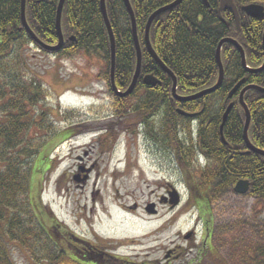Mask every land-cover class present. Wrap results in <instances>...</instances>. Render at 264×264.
Here are the masks:
<instances>
[{"label": "trees", "instance_id": "1", "mask_svg": "<svg viewBox=\"0 0 264 264\" xmlns=\"http://www.w3.org/2000/svg\"><path fill=\"white\" fill-rule=\"evenodd\" d=\"M99 1H64L61 13L64 44L59 51L50 53L36 44L23 28L20 0H0V264H12L9 246L28 253L36 263L47 260L57 264L62 256L56 246L57 220L43 204V181L40 179L51 168L50 154L60 144L92 129L105 131L100 145L110 150L118 135L126 130L124 117L137 116L145 126L147 137L175 152L177 163L182 164L186 157L180 158L179 143L175 140V145H170L163 136L173 133L176 139L177 125H185L174 112L175 108L189 112L203 109L199 116L203 119L199 122L200 125L208 124L206 140L203 141L206 146H202L208 165L203 177L197 180L196 189L187 184L189 189L208 190L210 202L230 191L238 180L245 179L251 183L250 195L264 200V157L252 152L244 153L247 151L242 134L245 113L237 97L232 99V108L223 128L227 145L222 144L218 133L222 115L231 102L227 99L228 93L241 80L244 86L264 88V68L248 72L241 65L236 47L232 43H224L220 51L223 80L218 89L189 103L172 100L171 78L147 52L144 30L148 18L155 11L175 0H129L141 49V70L131 95L116 97L109 81L110 49ZM58 2L26 0V22L47 46L57 43L55 17ZM233 2L239 9L252 0ZM260 4L264 6V1L261 0ZM218 5L219 0H184L158 15L150 26L151 46L158 59L176 77L178 96H190L214 86L219 75L216 49L223 39H232L241 46L249 70L258 69L264 62V19L249 18L239 10L237 30L233 15L229 11L218 14ZM105 8L114 35V83L118 90L125 91L136 63L131 24L123 0H105ZM30 45L42 54L60 58L99 53L106 60L107 70L97 79L104 81L115 121L98 128L77 122L56 132L51 122L53 113L64 117L68 113L58 104L47 107L49 90L36 78H26L22 73L24 55ZM149 74L159 81L154 87L145 86L142 82L143 77ZM243 100L250 114L248 140L255 148L264 151V93L250 90ZM163 108L170 113L168 119H159L164 117ZM157 124H161L160 127L156 128ZM51 136L54 139L49 142ZM182 175L187 183L186 168ZM197 202H201L199 198ZM258 254L260 257L255 264H264V250H258ZM122 260L115 261L125 264Z\"/></svg>", "mask_w": 264, "mask_h": 264}, {"label": "rangeland", "instance_id": "2", "mask_svg": "<svg viewBox=\"0 0 264 264\" xmlns=\"http://www.w3.org/2000/svg\"><path fill=\"white\" fill-rule=\"evenodd\" d=\"M28 49L22 73L26 78H36L49 90L47 107L60 103L68 113L66 117L53 113L51 122L56 132L77 122L98 128L115 121L107 88L96 77L107 70L106 60L99 53L90 59L75 56L83 67L77 68L72 61L58 64L53 56L40 54L33 47ZM71 67L75 71L71 72ZM85 67L93 76L84 83ZM79 83L82 88L74 89ZM91 91L94 98L78 96ZM131 123L130 117L123 120L126 130L110 150L100 145L105 131L92 129L52 151L51 168L40 178L42 201L60 225L73 237L97 242L100 249L104 247L128 264H255L260 257L258 250H264V200L228 192L210 201L214 205L213 247L207 239L203 248L208 257L200 261L197 253L204 232L199 215L191 208L192 201L187 200L185 178L171 152L147 137L144 124ZM53 139L51 136L49 142ZM170 187L181 198L178 208L172 211L159 205V198ZM150 204H154L156 215L146 211ZM187 232L194 235L185 239ZM57 237L59 243L61 236ZM169 250L175 251L171 257ZM9 256L12 264H46L36 263L16 246H9Z\"/></svg>", "mask_w": 264, "mask_h": 264}, {"label": "water", "instance_id": "3", "mask_svg": "<svg viewBox=\"0 0 264 264\" xmlns=\"http://www.w3.org/2000/svg\"><path fill=\"white\" fill-rule=\"evenodd\" d=\"M65 0H59L58 5H57V10H56V18H55V27H56V32H57V37H58V44L56 46H47L45 44H43L41 41H39L36 36L32 33V31L29 29L26 20H25V0H20V20H21V24L23 26V28L25 29V31L27 32V34L34 40L35 43H37L39 46H41L44 50L46 51H50V52H56L60 49L62 43H63V36L61 33V29H60V23H61V13H62V8H63V4H64ZM184 0H175L173 3H171L170 5H167L165 7H162L160 9H158L157 11H155L147 20L146 25H145V30H144V42H145V46L146 49L150 55V57L159 65V67L171 78L172 81V87H171V95H172V99L176 102H190V101H194L197 100L199 98H202L203 96H206L208 94H211L213 92H215L218 87L220 86L222 80H223V67L220 61V50L221 47L224 43H232L237 51L239 52L240 55V60H241V65L242 67L247 70L248 72H258L259 70L264 68V63L263 66L257 70H249L246 67V63H245V55H244V51L243 49L232 39H224L221 40L217 46L216 49V62L219 68V76H218V80L216 82V84L209 88V89H205L203 91H200L197 94H194L192 96L189 97H180L176 94V77L174 76V74L158 59L157 55L155 54L154 50L152 49L150 40H149V30H150V26L153 22V20L160 14L168 11L169 9H172L176 6H178L179 4H181ZM100 4V11H101V15L103 18V22H104V26L107 32V36H108V41H109V49H110V85L112 87V90L114 92V94L118 97L121 98H125L128 97L136 83H137V79L140 75V70H141V49H140V45H139V41H138V36H137V31H136V22H135V17H134V13L132 11L131 5L129 3V0H123V4L124 7L126 9V12L129 16V20H130V24H131V33H132V38H133V42H134V47H135V52H136V65H135V71L131 80V83L129 85V87L127 88V90L125 92H118V90L115 87L114 84V67H115V45H114V35L112 32V28L110 25V22L108 20V16L106 13V8H105V0H100L99 1ZM242 11L251 18L254 19H263L264 18V7L258 4H249L247 6H244L241 8ZM229 10L232 12L234 19H235V23H236V28H239V15H238V11L237 8L235 7V5L233 4L232 0H219V8H218V13L220 14L222 11H226ZM262 44L264 47V32H263V37H262ZM159 83V81L152 75H146L143 78V84L146 86H151L154 87ZM244 85V81L241 80L240 82H238L230 91V93L228 94V98L227 99H231L237 92H239V97H238V101L240 106L243 108V111L245 113V122H244V127H243V139L244 142L248 148V152H253L254 154H257L259 156L264 157V151H261L255 147H253L250 142L248 141V137H247V132H248V127L250 124V114L247 110L246 105L244 104L243 101V97L244 95L250 91V90H259L261 92L264 93V89L258 86H254V85H249V86H245ZM232 105H229L223 116L221 119V124L219 126V135L221 138V141L224 144H227L224 136H223V128L224 125L226 123L227 117L231 111ZM177 112L182 115V116H189L191 117L192 115H187L186 113H184L181 110H177ZM249 185L250 183L247 180H240L238 181L235 186L233 187V192L237 195H245L248 192L249 189ZM170 205L172 206H176L179 203V197H178V193L173 189L170 193ZM146 211L150 214H154V204H150V208L146 209Z\"/></svg>", "mask_w": 264, "mask_h": 264}, {"label": "flooded vegetation", "instance_id": "4", "mask_svg": "<svg viewBox=\"0 0 264 264\" xmlns=\"http://www.w3.org/2000/svg\"><path fill=\"white\" fill-rule=\"evenodd\" d=\"M247 5L248 4H243L242 6H240V8H239L240 11L242 12L241 8L243 6H247ZM181 97H189V96H181ZM235 97H238V93H236L232 99H234ZM232 99H231V102H229V104L233 103ZM181 103H189V102H181ZM177 109H179V108H175L174 112L180 117V120H183L182 122H184L185 125H183L182 123H180V125H177L176 139H175V136L173 133L171 135L170 134H168L166 136L164 135L163 139H164V141H168V143H171L170 145H173V146L175 145L174 143L176 140L180 145V147H179L180 148L179 149L180 158L186 157L185 160H183L184 162L182 164H179V162L177 163V161L174 157L175 152H172L171 150H169V148H167V150H169L171 152V156L173 158V161L175 162L176 167H178L180 174L182 175L185 168H186V171H187L188 176H189L186 179L187 183L185 182V186L187 189L186 194L188 197L187 200H189L190 202L192 201L191 202V208L193 210H195L197 212V214L199 215V217H198L199 221L198 222H200V225H201L202 230L204 232V237L201 240L200 252L197 253L198 256L200 257V261H201L202 258L208 257L207 256L208 253H206V250H204L203 244L207 241V239L210 243L212 241L211 234L213 233V228H211V225H212L211 209H212V206H214V205L211 204V202H209L210 198L208 197V193H207L208 190H190L189 186H187V184L191 185V187L193 189H196V183H198L197 180L201 179L203 177L202 173H203V171L206 170V167L208 165V160L206 157V151L202 149V146H206V144L203 141L206 140L205 131L208 128L207 127L208 124L206 122V123H202V125H200L199 119L202 121L203 118L199 117V116L203 113L202 112L203 109L195 110V111H191V112L183 110L188 115H192V117L179 115L177 113ZM162 113H163L164 117L160 116L159 119H164V118L168 119L169 118L170 113L168 112V110L166 108H163ZM124 118H123V120L128 119V117H126L125 119ZM130 118L132 119L133 125H135V123H137L138 125L141 124L140 120L138 119L137 116H135L133 118L130 117ZM160 125L161 124H157L156 128L160 127ZM200 131H201V134L199 135ZM158 133H159V131H158ZM246 152H244V153H246ZM248 182L250 183V181H248ZM235 184H236V182H235ZM235 184H233L230 191L224 192L222 195H219L217 198H221V196L228 194V192L234 193L233 187L235 186ZM168 189L169 190H167V188H166V190H164L165 191L164 194L159 198V203H160L159 205H161L163 207L167 206L168 209L170 211H172V210H175L178 208L180 201L176 206L170 205L169 193L174 188L170 187ZM248 190L249 191L247 194L250 195L251 183L249 185ZM200 194H202V195L199 196ZM213 197L214 196H212L211 198H213ZM198 198L201 202H197ZM180 200H181V198H180ZM211 200H213V199H211ZM154 211H155V215H156L157 211L156 210H154ZM206 216H209V218L207 219ZM204 222H205V224H204ZM55 227H54L55 232L59 236H61L60 242L58 243V240H59L58 237H57V242H56L57 252H59L62 255L61 258L58 259L59 261L57 262V264H112V262H113L112 260L121 259V258H118L115 255H113L111 251L104 249V247L102 248V246L100 249V244H98L97 242H93V241L88 242V241H85L83 239L73 237L58 222H56ZM46 232H49V230L46 229ZM193 235H194V232H187V237H185V239H188V238L192 237ZM211 246H212V243H211ZM173 253H175L174 250L173 251L169 250L168 256L172 255ZM177 257L178 256H175L173 258H177ZM66 259L69 260V262H66ZM122 261L125 264H128V261H125V260H122ZM45 263L46 264H52L50 261H47V260L45 261Z\"/></svg>", "mask_w": 264, "mask_h": 264}]
</instances>
